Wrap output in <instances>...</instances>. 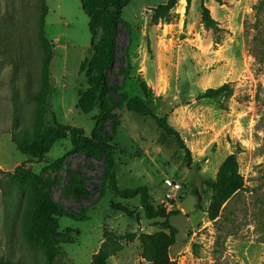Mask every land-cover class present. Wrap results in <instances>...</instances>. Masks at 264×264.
<instances>
[{
  "label": "rangeland",
  "instance_id": "1",
  "mask_svg": "<svg viewBox=\"0 0 264 264\" xmlns=\"http://www.w3.org/2000/svg\"><path fill=\"white\" fill-rule=\"evenodd\" d=\"M39 1L0 0V260L91 264L104 243L111 250L121 246L106 264H150L141 259L139 234L161 230L162 219L145 218L138 197H115L107 184L96 199L102 157L94 159L87 155L91 149H74L63 139L43 157L32 158L12 140V131L28 141L58 124L80 127L90 136L99 119L113 134L118 186H146L155 206L178 211L169 217L178 230L168 249L171 264H264V3L205 1L215 30L201 19L202 0H129L122 9L115 58L105 71L108 83L121 89L108 92V98H140L178 132L181 148L154 120L124 105L107 115L97 104L81 111L79 96L92 74L89 62L94 74L101 66L90 48L100 32L92 38L80 0H44L41 24ZM12 13L19 19L9 25ZM222 84L230 94L198 97ZM231 153L243 185L209 220L206 181ZM22 163L30 173L11 179L8 173ZM69 169L85 183L82 200L65 191ZM169 191L175 192L172 199L166 197ZM188 191L195 199L193 211L182 206ZM45 194L66 212L83 211L86 218L57 217L52 236L35 216Z\"/></svg>",
  "mask_w": 264,
  "mask_h": 264
},
{
  "label": "trees",
  "instance_id": "2",
  "mask_svg": "<svg viewBox=\"0 0 264 264\" xmlns=\"http://www.w3.org/2000/svg\"><path fill=\"white\" fill-rule=\"evenodd\" d=\"M128 1L129 0H80L81 9L88 17L89 31L92 38L98 34V31L100 32L97 41H91L90 48L93 51L92 59L95 61L100 60L101 66L95 67L96 74H94V63L92 61L89 62V69L92 71V74L87 75L89 88L80 94L78 106L82 112L87 113L93 109L95 104H97L103 114L107 115L117 107L124 105L125 109L129 112H133L139 116L150 117L164 133L176 137L181 148H184L178 132L168 125L166 118L153 113L137 96L128 99L116 98L115 100L108 98V92L117 93V91L121 89L120 86L110 85L108 83L105 71L110 70V65L115 58L117 47L115 35L117 33L118 23L122 22L120 17L122 9L126 6ZM205 1L207 0H202L201 19L207 28L215 30L216 22L211 18L209 10L204 5ZM263 3L264 0H260V4ZM38 5L41 10L38 19L41 20L42 24L45 13H47V7L44 0H40ZM15 18H17L15 13L9 14L7 18L9 25L18 21L19 18ZM124 24L126 25V22ZM104 45L105 49H103ZM20 63L19 61H12L14 68H19ZM47 67L49 73V65ZM24 90L27 93L31 91L27 77ZM230 92L231 90L228 85L222 84L216 88L206 89L198 97L214 98L219 95H228ZM12 127L15 128L14 122ZM11 135L12 140L16 141L17 149L21 153L32 158L43 157V155L47 154L57 141L63 139H69L74 149H91L92 152H87V155L94 159L102 157L103 167L96 199L102 197L106 184L115 197L124 200L138 197L145 218L162 219L161 230L152 234H139L141 242V258L150 264H171L168 249L174 244L178 230L169 222V217L178 214V211H166L164 207L155 206L149 200L148 189L146 186L125 188H120L118 186L114 172L113 152L110 145L113 134H108L103 130V126L99 122V119L96 120L95 127L90 136L85 135L82 128L66 124L46 127L36 136V138L28 141H19L13 131ZM29 173L28 168L22 163L16 166L14 171L8 173V175L11 179H20L24 178ZM206 185L211 190V197L206 209V215L209 220H214L218 216L223 203L243 185V179L238 171V163L234 153L228 154L224 157L217 169L215 177L206 181ZM63 186L66 193L73 196L76 200H82L85 195H87L85 183L80 179L77 171L68 170V179ZM42 199V206L35 214L36 221L39 228H42L43 225L46 232L52 236H55L52 232H54V229H57L55 222L57 217L67 216L76 220H83L86 218L83 211L78 214H70L66 212L52 199L50 194H45ZM128 238L132 240L134 235L129 234ZM120 249V245H115L113 250H111L108 247H105L103 243L100 250L92 256L91 264H106V260L111 251H119ZM0 264L7 263L0 260Z\"/></svg>",
  "mask_w": 264,
  "mask_h": 264
},
{
  "label": "water",
  "instance_id": "3",
  "mask_svg": "<svg viewBox=\"0 0 264 264\" xmlns=\"http://www.w3.org/2000/svg\"><path fill=\"white\" fill-rule=\"evenodd\" d=\"M194 203H195V199L192 195L189 194V191H188L185 198L182 201V206L187 211H193L194 210Z\"/></svg>",
  "mask_w": 264,
  "mask_h": 264
},
{
  "label": "built area",
  "instance_id": "4",
  "mask_svg": "<svg viewBox=\"0 0 264 264\" xmlns=\"http://www.w3.org/2000/svg\"><path fill=\"white\" fill-rule=\"evenodd\" d=\"M171 188L174 189V191H176L177 189H179V185L178 184H169ZM174 193L175 192H172V191H169L167 194H166V197L169 198V199H172L174 197Z\"/></svg>",
  "mask_w": 264,
  "mask_h": 264
},
{
  "label": "crops",
  "instance_id": "5",
  "mask_svg": "<svg viewBox=\"0 0 264 264\" xmlns=\"http://www.w3.org/2000/svg\"><path fill=\"white\" fill-rule=\"evenodd\" d=\"M142 259V258H141ZM143 260V259H142Z\"/></svg>",
  "mask_w": 264,
  "mask_h": 264
}]
</instances>
